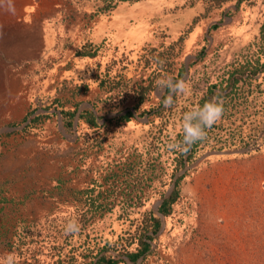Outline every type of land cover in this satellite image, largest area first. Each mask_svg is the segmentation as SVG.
I'll return each mask as SVG.
<instances>
[{
	"label": "rangeland",
	"instance_id": "rangeland-1",
	"mask_svg": "<svg viewBox=\"0 0 264 264\" xmlns=\"http://www.w3.org/2000/svg\"><path fill=\"white\" fill-rule=\"evenodd\" d=\"M78 1L0 0V264L11 256L20 224L71 207L77 192L96 185L116 215L125 198L131 200L129 212L152 209L159 214L160 201L175 190V180L183 174V202L170 223L159 214L163 228L147 258L135 263L117 258L128 264H264V123L248 148L207 151L170 182L174 155L164 153L155 162L157 170L146 163L151 159L147 128L153 114L143 113L157 108L167 91L152 89L134 123L117 120L133 109L140 87L152 78L140 60L168 42L163 32L177 38L203 0L122 3L117 15L104 17L121 22L119 45L109 34L97 36L103 18L93 19L90 10L80 7L81 1L91 0ZM123 17L126 22L120 20ZM263 22L264 0H232L202 22L192 45H179L171 71L156 80H177L185 65L182 80L189 81V90L202 91L230 76L240 63L258 58L264 62ZM47 25L58 35L47 38ZM91 39L111 42V56L130 64L121 89L85 91L79 87L84 74L69 72L84 66L86 60L76 54ZM50 61L57 66L45 82L39 73ZM58 100L63 106L80 103L81 111L94 110L105 126L96 130L80 124L79 118L69 128L60 104L55 105ZM41 114L50 118L29 128ZM237 153L254 154L231 161L214 158ZM113 214L97 217L90 229H108Z\"/></svg>",
	"mask_w": 264,
	"mask_h": 264
},
{
	"label": "trees",
	"instance_id": "trees-1",
	"mask_svg": "<svg viewBox=\"0 0 264 264\" xmlns=\"http://www.w3.org/2000/svg\"><path fill=\"white\" fill-rule=\"evenodd\" d=\"M101 1H103L102 4ZM231 1L203 0V6L200 7L198 14L193 17L192 22L186 25L177 38L162 33L168 42L162 44L161 48L147 51L152 53L144 57L143 61L140 60L142 65L144 63L146 69L151 72L152 78L147 86L140 87L138 103L132 110H128L127 113L118 117L119 123H134L136 113L140 111L152 89L157 87L158 80L156 79L171 71V66L174 65L172 59H174L179 45L188 47L193 42L197 28L201 26L202 22ZM78 2L75 0L76 5ZM89 2L81 1L80 7L86 11L90 10L93 19L117 15L122 10L124 5L122 3H133L132 0H91ZM217 28L218 25L212 26V29ZM112 32L119 33L118 30ZM113 36L114 34H112V41L116 43ZM260 38L264 45V22L261 26ZM111 46V42L105 39L100 42L90 40L88 44H84L79 49L76 58L84 59L86 63L83 67L77 65L69 70L72 74L77 71L79 74L81 72L84 74L79 87L83 86L85 91L98 87L109 93L122 88L130 64L126 65L127 62H124L120 56H118L119 58L112 57ZM147 49L145 48V50ZM262 52H264V48ZM56 66L55 61H50L41 67L40 78L46 82ZM186 71V66L182 65L178 71L177 80L183 79ZM188 82H185L187 88ZM167 94L166 92L157 108L143 113L153 114L152 122L147 124L149 138H151L148 141L147 137V154L151 155V159L146 163H149V168L157 170L155 162L164 156V153L169 152L174 155L175 167L170 182L176 172L185 169L188 164L207 151L223 152L248 148L253 141L258 139L263 129L264 62L260 58L254 62L247 60L245 63H240L234 71L230 72V76L211 83L202 91L192 89L187 94L174 95L171 106L164 104ZM213 99L222 103L223 113L213 126L206 128L204 139L188 146L187 151L183 148L170 147L171 144L182 142L183 114ZM57 104H60L59 109L66 125L73 128L81 104L76 103L72 107H67L63 106L61 100L56 101L55 105ZM47 118H50L49 114L37 115L32 119L29 128ZM100 118L94 110L86 109L80 114L79 123L84 122L90 128L100 130L105 126L100 122ZM253 154H223L214 158L217 161H231L250 157ZM152 179L153 177L150 178L151 181ZM184 179L185 174L177 179L175 190L159 207V213L164 215L169 223L175 216L176 206L183 202L181 184ZM103 193L96 185H93L77 192V199L69 204L71 207H63L60 212L55 211L54 214H47L42 220L20 224L14 244L11 246V256L7 257L5 264H128L126 260L119 259L117 256L127 257L134 263L142 257L146 259L152 250V243L157 240V235L163 228L162 217L152 209L129 212L131 200L127 198H125V204L122 205V210L118 211L117 215L113 214L112 208L109 206L110 201ZM160 197L164 198L165 193L160 194ZM111 214L114 216L112 215L108 229L98 231H95L94 228L90 229L89 224H95L97 217L101 216L105 219ZM70 220H75L78 223V231L71 233L65 231Z\"/></svg>",
	"mask_w": 264,
	"mask_h": 264
},
{
	"label": "clouds",
	"instance_id": "clouds-1",
	"mask_svg": "<svg viewBox=\"0 0 264 264\" xmlns=\"http://www.w3.org/2000/svg\"><path fill=\"white\" fill-rule=\"evenodd\" d=\"M158 89L161 93L167 91L164 98L165 106L173 104V96L180 94H187L188 89L184 80H175L171 76L167 79H160L157 82ZM223 113L222 103L213 99L202 106L193 110L186 111L182 117V133L183 138L181 143L171 144L172 148H183L187 151L188 146L204 139L206 135V128L213 126L219 120ZM79 230V225L75 220H70L65 228L66 232H75Z\"/></svg>",
	"mask_w": 264,
	"mask_h": 264
},
{
	"label": "crops",
	"instance_id": "crops-1",
	"mask_svg": "<svg viewBox=\"0 0 264 264\" xmlns=\"http://www.w3.org/2000/svg\"><path fill=\"white\" fill-rule=\"evenodd\" d=\"M68 1V0H67ZM71 1V0H70ZM73 3H74V1H72ZM155 3H152V5H154ZM60 9H62V8H60ZM117 17H114L113 19H111V20H109V19H105V18H103V21H101L100 22V24H99V26H98V28H97V30H98V34H97V36H101V34L103 35H105V34H109V35H111L112 36V34H114V36L113 37H115V39H116V44H118V42L120 41V36H122V30L124 29L123 27H122V25H121V22H120V24L118 25V23H117V19H116ZM120 19V18H119ZM108 20H109V23H108ZM122 22H126V19L123 17V20L122 19H120ZM111 21V22H110ZM111 26H110V25ZM115 27V28H114ZM114 30H118L119 31V33H117V32H112V31H114ZM100 33V34H99ZM95 34H96V32H95ZM45 35H46V37L47 38H50V37H52V36H57L58 34L57 33H55V31H53L48 25L46 26V31H45ZM48 40V39H47ZM91 41H94L93 39H91ZM48 42V41H47ZM81 110V109H80ZM80 110H79V112H80ZM83 111V110H82ZM82 111H81V113H82ZM78 112V113H79ZM80 113V114H81Z\"/></svg>",
	"mask_w": 264,
	"mask_h": 264
},
{
	"label": "water",
	"instance_id": "water-1",
	"mask_svg": "<svg viewBox=\"0 0 264 264\" xmlns=\"http://www.w3.org/2000/svg\"><path fill=\"white\" fill-rule=\"evenodd\" d=\"M80 113H81V110H80V112L78 113V115H77V117H76V124H77L78 121H79ZM231 153H233V152H231ZM176 181H177V178H176L175 182H176ZM175 185H176V183H175ZM175 185H174V187H175ZM173 190H174V189H172V191L169 193V195H168L165 199H167V198L172 194ZM165 199H163L162 201H160V205L165 201ZM157 212L159 213V211H157ZM159 214H160V213H159Z\"/></svg>",
	"mask_w": 264,
	"mask_h": 264
}]
</instances>
